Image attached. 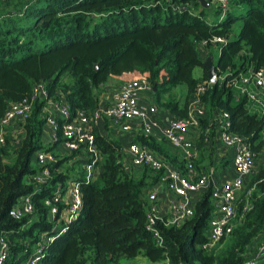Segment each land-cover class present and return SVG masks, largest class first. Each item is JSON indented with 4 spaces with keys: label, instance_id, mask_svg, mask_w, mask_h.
Returning <instances> with one entry per match:
<instances>
[{
    "label": "trees",
    "instance_id": "1",
    "mask_svg": "<svg viewBox=\"0 0 264 264\" xmlns=\"http://www.w3.org/2000/svg\"><path fill=\"white\" fill-rule=\"evenodd\" d=\"M198 2L0 0V122L9 106L28 100L37 85L46 84L50 97L65 99L76 114L98 109L103 88L130 75L147 76L157 108L185 118L188 99L208 82L204 62L216 48L219 80L207 85L202 96L206 116L196 141V170L202 175L215 167V119L223 113L230 117L232 132L245 137L259 156L264 116L250 111L246 97L236 99L235 86L241 75L264 67V0H228L225 8L209 0L208 9ZM182 85L188 89L184 105L172 95ZM44 106L45 101H37L30 118L17 124V138L10 134L0 147V234L10 244L6 264H23L43 233L57 237L46 244L39 264H118L139 257L158 264H245L255 256L264 234V166L238 197L233 233L211 252L202 249L214 209L211 187L195 203L192 219L171 227L158 222L159 245L147 230V193L160 176L147 168L126 171L123 142L104 119L94 128L101 173L86 183L78 152L61 156L59 144L45 143ZM131 142L186 173L179 153L157 138L139 132ZM39 152H57L59 160L50 165L52 178L37 188L31 178L41 171L33 166ZM75 181L81 184L82 210L68 225L58 224L45 199L59 184ZM30 194L34 214L14 219L12 209ZM63 227L66 231L59 234Z\"/></svg>",
    "mask_w": 264,
    "mask_h": 264
},
{
    "label": "built area",
    "instance_id": "2",
    "mask_svg": "<svg viewBox=\"0 0 264 264\" xmlns=\"http://www.w3.org/2000/svg\"><path fill=\"white\" fill-rule=\"evenodd\" d=\"M224 8L228 0H215ZM214 43H224L222 39H215ZM219 80V77L217 81ZM208 82H202L195 94L187 101V116L185 118L163 117L156 106H145L142 95L152 93L153 86L147 76H134L125 81L112 95L109 105H103L94 111H78L73 114L71 106L65 99L55 100L50 97L46 84L34 87L28 100L9 106L0 122V147L6 144L9 129L18 123L24 124L31 116L34 104L45 101L43 115L46 120L45 138L49 144L58 145V153L70 155L78 152L79 159L84 161L82 170L84 181L91 183L99 178L101 161L96 143L95 127H99L107 119L113 129L120 133H129L138 128L146 137L164 140L172 149L177 151L185 163L186 173L176 170L147 146L130 143L123 148V165L127 172L133 169L151 170L159 175V183L164 185L173 195L166 210L159 208L158 188H151L148 193L147 230L162 245L163 239L158 229V222L165 227L181 226L192 219L195 214V203L211 187L213 212L210 219L207 241L202 249L211 252L223 239L229 237L234 230L237 219V201L243 192L249 177L255 172V158L251 144L245 137L232 132L228 114H220L215 122L219 126L216 143L224 150L233 151L232 166L234 175L225 176L221 181L214 177V169L205 174H199L195 163L198 159L196 143L188 138L190 131L200 132L201 120L206 116V106L202 96ZM213 85V84H211ZM236 99H248L251 112L264 116V67L258 71H249L241 75L235 86ZM11 136H14L13 134ZM17 135L13 137L16 139ZM62 141V142H61ZM18 143V142H17ZM55 153L39 152L37 161L41 169L31 178L37 188L44 186L52 178L50 165L58 162ZM34 194L27 195L18 201L12 209L11 216L21 220L25 216L33 215L35 205ZM50 216L57 219L58 224L68 225L74 221L82 210L83 200L79 181L59 184L56 191L45 199ZM245 211H249L247 208ZM56 231V230H55ZM66 231L62 228L59 234ZM57 236L50 233L39 235L32 252L23 264H39L44 257L47 243L54 242ZM10 256V244L5 235L0 234V264H6ZM264 256L263 240L258 246L256 256L245 264H258L259 258Z\"/></svg>",
    "mask_w": 264,
    "mask_h": 264
},
{
    "label": "crops",
    "instance_id": "3",
    "mask_svg": "<svg viewBox=\"0 0 264 264\" xmlns=\"http://www.w3.org/2000/svg\"><path fill=\"white\" fill-rule=\"evenodd\" d=\"M201 76H202V71L200 72V74L197 78H200ZM142 103L145 106H156L154 95L152 93L143 94L142 95ZM160 115H161V118L171 117V115L164 109H160ZM15 126L16 125H13L9 129L10 134L11 135L13 134L14 136L18 135V131H16ZM112 131H115V137L117 139H124L125 141H127L129 139L133 140L136 137V135L139 134V132H140L139 129L136 127L133 128L131 130V132H129V133H120L117 129L115 130L113 128H112ZM14 136H11V137L13 138ZM198 136H199V132L195 131V130L190 131V133L188 134V138L195 143L198 139ZM45 140H46V143H49L48 139H45ZM157 140L160 142H163V144H165L166 147L168 149H170L171 151L173 150L164 140H162V139H157ZM217 148L218 149L215 150V153H214V160H215V164L219 165V170L216 173H217L219 181H221L222 178L225 176L231 177L234 175V170H233V166H232L233 151L232 150H224L223 147L220 145H218ZM256 166H258V164ZM255 170H256V168H255ZM154 188H158V190H159V194H158L159 208L164 211L167 209L169 202L173 198V195L171 193H169L167 191L166 187L160 183L157 186H154ZM148 193H149V190H148ZM148 193H147V198H148ZM259 245L257 244L256 245L257 247L255 248V250H257V252H258V246ZM256 254H255V256H256ZM258 264H264V256L259 258Z\"/></svg>",
    "mask_w": 264,
    "mask_h": 264
},
{
    "label": "rangeland",
    "instance_id": "4",
    "mask_svg": "<svg viewBox=\"0 0 264 264\" xmlns=\"http://www.w3.org/2000/svg\"><path fill=\"white\" fill-rule=\"evenodd\" d=\"M238 31H239V26L237 25L236 33ZM212 51H213V54H214L215 64H217L218 57H219V50L214 48ZM201 71H202L201 68H197L195 70V77H198ZM130 79H133L132 75L124 76V77H121V78H115V79L111 80L110 83L105 88H103L104 90L100 93L101 106L109 105L112 95L116 92V90L119 88V86L122 85L125 81H128ZM187 93H188L187 86L182 85V86H179V87L175 88L173 90V92H172V95L176 97V99L181 103V105H184L186 103ZM164 97L167 98V96H164ZM16 126H18V125H16ZM16 126H15L16 131H18V134H20V130H19L20 128L16 127ZM9 135H10V131H9ZM45 139H44V141L46 143ZM121 141L123 142V148H126L130 143H132L131 139H129L127 141H125L124 139H121ZM60 154H61V156L62 155H66L64 153H60ZM257 164H258V166H256ZM33 166L35 168H38L40 166L39 162L37 161V154L35 155V157L33 159ZM255 166H256L255 172H257L262 166H264V153H261L259 156H256V158H255ZM210 169L211 168H208L207 172H210ZM218 170H219V165L215 164V167H214L215 175H214V177L219 182V179H218V176H217V173H216V172H218ZM235 227H236V225H235ZM118 264H158V263H153L148 258L139 257V258H136V259H122V260L119 261Z\"/></svg>",
    "mask_w": 264,
    "mask_h": 264
},
{
    "label": "water",
    "instance_id": "5",
    "mask_svg": "<svg viewBox=\"0 0 264 264\" xmlns=\"http://www.w3.org/2000/svg\"><path fill=\"white\" fill-rule=\"evenodd\" d=\"M198 3L203 8H206V9L211 8L209 0H199ZM217 66H218V64H215L213 56L208 57L204 62V67L208 70V81L211 84L217 83V79H218Z\"/></svg>",
    "mask_w": 264,
    "mask_h": 264
}]
</instances>
